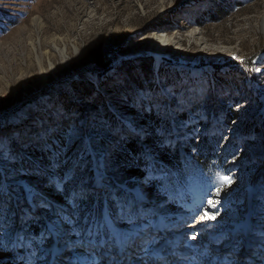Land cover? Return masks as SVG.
I'll use <instances>...</instances> for the list:
<instances>
[{
    "label": "rangeland",
    "instance_id": "1",
    "mask_svg": "<svg viewBox=\"0 0 264 264\" xmlns=\"http://www.w3.org/2000/svg\"><path fill=\"white\" fill-rule=\"evenodd\" d=\"M156 32L164 52L146 48ZM101 164L110 193L87 207L134 205L116 217L121 264L174 263L162 237L191 264H207L192 243L212 264H264V0H0V264H73L46 225Z\"/></svg>",
    "mask_w": 264,
    "mask_h": 264
},
{
    "label": "snow or ice",
    "instance_id": "2",
    "mask_svg": "<svg viewBox=\"0 0 264 264\" xmlns=\"http://www.w3.org/2000/svg\"><path fill=\"white\" fill-rule=\"evenodd\" d=\"M105 168L103 164L98 165L94 172V182L91 185L82 184L78 191L74 190L71 193L69 201L71 212L63 209L56 211L55 219L49 218L46 225V232L49 237L55 238L56 247L61 255L68 252L73 254L71 258L73 264H121V260H128L126 253L131 251V246L124 248L125 236L116 230V217L126 215L128 222L133 223L134 205L129 204L125 207L115 196L110 197L116 201L115 212L108 202L99 212L86 205L93 193L97 191L110 193L111 186L107 182ZM73 179V176L65 173L59 181L53 182L58 191L64 192ZM223 179L226 184L232 182L230 177ZM25 191L29 193L30 211L34 215L51 211V205L43 198L42 193L27 186ZM82 204L85 206L81 207ZM207 218L215 219V216Z\"/></svg>",
    "mask_w": 264,
    "mask_h": 264
},
{
    "label": "bare ground",
    "instance_id": "3",
    "mask_svg": "<svg viewBox=\"0 0 264 264\" xmlns=\"http://www.w3.org/2000/svg\"><path fill=\"white\" fill-rule=\"evenodd\" d=\"M170 41H171V36L170 35H168L167 33H163V32H156L155 34H154V36L153 37H151L150 39H149V42H148V44L146 45V48H148L149 50H151L152 51V53H155V52H164L167 48V46L169 45V43H170ZM139 195H141V193H138ZM167 220V219H166ZM244 221H246L245 219H244ZM243 221V222H244ZM168 222V221H167ZM166 222V223H167ZM163 223V220H161L160 219V221H157V223H155V226L158 228V229H156V230H159L160 229V225ZM169 224V223H168ZM168 224H165V226H167ZM236 224H240L239 222H236ZM116 230L119 232V228L118 227H116ZM209 238V237H208ZM162 241H163V243L165 244V243H169L168 241H167V239L166 238H163L162 237ZM129 242L127 241V240H125V244H128ZM171 243V242H170ZM196 243V242H195ZM196 245H197V243H196ZM127 246V245H126ZM132 246V245H131ZM199 246V245H198ZM196 247V246H195ZM166 248V251L165 250H163L162 251V253H166L167 252V250H168V247L166 246L165 247ZM138 249H140V248H138ZM190 249V248H189ZM169 250H171V247H170V249ZM186 250H188V249H186ZM200 251H202L201 249H200ZM199 251V252H200ZM167 253H169V251L167 252ZM198 255H201L200 253L198 254ZM203 256L204 255H206V254H202ZM205 257V256H204ZM182 259H183V257H181ZM212 258V257H211ZM173 261V259L171 260V262Z\"/></svg>",
    "mask_w": 264,
    "mask_h": 264
},
{
    "label": "trees",
    "instance_id": "4",
    "mask_svg": "<svg viewBox=\"0 0 264 264\" xmlns=\"http://www.w3.org/2000/svg\"><path fill=\"white\" fill-rule=\"evenodd\" d=\"M107 70V69H106ZM231 114V112H227V116H229ZM131 137H129V139H128V142H130L129 144H128V147L125 149V151L124 152H121L120 154H119V156L121 157V158H126L127 160H129V154H130V152H134V150H135V144L133 143V141H136L137 140V138H135V135L134 134H131L130 135ZM163 160H165V161H168L169 162V158L166 156V155H162V157H161ZM159 181L160 180H155V182L156 183H159ZM39 226H37L36 228H35V231H34V233H38L39 232Z\"/></svg>",
    "mask_w": 264,
    "mask_h": 264
}]
</instances>
